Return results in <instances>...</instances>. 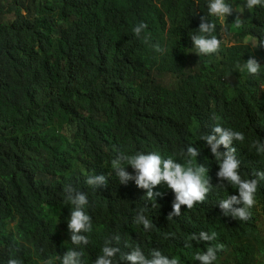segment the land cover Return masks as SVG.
Here are the masks:
<instances>
[{
  "label": "clouds",
  "instance_id": "obj_1",
  "mask_svg": "<svg viewBox=\"0 0 264 264\" xmlns=\"http://www.w3.org/2000/svg\"><path fill=\"white\" fill-rule=\"evenodd\" d=\"M194 1V21L180 36L165 31L148 44V24H137L130 46L117 52L125 64L110 76L142 121L134 144L110 152L125 229L168 224L169 253L127 243L123 252L116 235L90 264H251L235 243L264 238V0ZM222 30L249 42L229 44ZM85 182L108 185L104 174ZM64 193L70 246L45 264H86L89 200L70 184ZM256 261L264 264V249Z\"/></svg>",
  "mask_w": 264,
  "mask_h": 264
},
{
  "label": "trees",
  "instance_id": "obj_2",
  "mask_svg": "<svg viewBox=\"0 0 264 264\" xmlns=\"http://www.w3.org/2000/svg\"><path fill=\"white\" fill-rule=\"evenodd\" d=\"M194 2L0 0V264L9 258L45 264L69 248V184L89 200L86 264L116 235L120 245L113 246L123 252L131 251L127 243L145 253H169L168 224L142 234L125 229L126 205L115 194L121 181L110 152L134 144L142 121L110 76L125 64L117 52L130 46L137 24H148L142 33L148 44L165 31L180 36L194 21ZM98 174L106 176L107 187L85 182ZM263 249L264 238L235 243L251 264H261L256 254Z\"/></svg>",
  "mask_w": 264,
  "mask_h": 264
},
{
  "label": "rangeland",
  "instance_id": "obj_3",
  "mask_svg": "<svg viewBox=\"0 0 264 264\" xmlns=\"http://www.w3.org/2000/svg\"><path fill=\"white\" fill-rule=\"evenodd\" d=\"M222 32L224 33V37H225V40L227 43L229 44H234V43H241V42H249V39L248 38H242L240 36H237L233 33H230V32H224V30H222ZM256 42L257 43V40H252V42ZM251 42V43H252ZM91 147V145H87L86 148H89ZM260 225L264 228V220L261 221Z\"/></svg>",
  "mask_w": 264,
  "mask_h": 264
}]
</instances>
